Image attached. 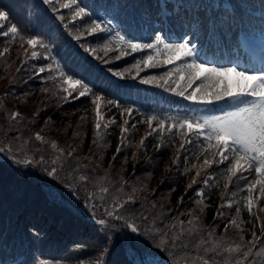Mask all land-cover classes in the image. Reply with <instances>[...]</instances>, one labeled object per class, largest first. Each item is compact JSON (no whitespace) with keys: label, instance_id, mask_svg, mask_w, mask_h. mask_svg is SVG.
Listing matches in <instances>:
<instances>
[{"label":"trees","instance_id":"16d2710c","mask_svg":"<svg viewBox=\"0 0 264 264\" xmlns=\"http://www.w3.org/2000/svg\"><path fill=\"white\" fill-rule=\"evenodd\" d=\"M0 10L10 14L0 21V264H264V175L249 165L233 175L231 153L178 127L255 102L186 99L217 91L215 77L189 85L187 65L264 74V0H0ZM117 33L161 43L131 51ZM184 42L195 55L166 63L175 53L163 45ZM69 74L82 78L75 91Z\"/></svg>","mask_w":264,"mask_h":264},{"label":"snow or ice","instance_id":"6c2138e0","mask_svg":"<svg viewBox=\"0 0 264 264\" xmlns=\"http://www.w3.org/2000/svg\"><path fill=\"white\" fill-rule=\"evenodd\" d=\"M45 2H51V0H45ZM69 6V4L63 5L65 8ZM9 15L10 14L6 10H0V21L8 20ZM84 15H86V13L83 8H80L75 12V17H82ZM107 30L109 29L102 27L99 23H93L91 25L92 32H103ZM9 32L16 35L18 33V26H10L8 31L4 34L8 35ZM117 37L119 41L126 44L131 51H139L144 48H155L161 43L159 37H156V45H141L134 43L120 33H117ZM27 43L31 47H35L38 43L42 47H47L42 40H38L37 38H29ZM163 47L175 53L174 56L168 58L166 63H171L175 59H181L183 57L191 58L195 55L194 50L190 47V42H184L177 45L165 43ZM32 56H36L35 51L32 52ZM152 60V56L147 57V61L151 62ZM187 67L190 70L188 73L190 77L189 85L192 80H198L201 79V77H203L204 80H208L210 77H215L217 91L214 94L207 92L198 96L197 92L200 91L198 88L185 97L186 99L201 103H211L213 100L219 101L225 99V97L235 99L253 97L255 98V102L250 105H245L235 111L228 112L223 117L205 118L203 123H200L199 121L190 122L185 119L179 123L178 127L181 129L186 128L188 132L195 131L197 136L206 133L205 139L215 141L216 147L221 149L219 154L223 159H228V157L224 155L225 152L231 153L235 162L228 171L233 175H235L238 170H247L245 165L254 167L258 175H264V75H249L246 72L238 71L235 68H209L203 64H197L195 61L187 65ZM41 71H43V69H41ZM61 75L62 77L65 76L64 73ZM65 82L75 91V86L82 84V78H76L69 74L67 75ZM221 86H223L222 91L219 90ZM65 91H67V89H65ZM89 91L90 89L85 82L83 89L78 91V95L83 96ZM179 94L183 95V92ZM93 103H95V101H93ZM98 107L99 106L97 105V108ZM17 115L18 114H13L12 118L15 119ZM97 117L96 128L99 129V111H97ZM175 126L176 125H173V127ZM168 130L171 131V128ZM124 131H126V129ZM35 138L38 141H43V138L39 134H37ZM51 147L55 149L57 148V145L53 143ZM60 151L61 154H63V150ZM53 163H55V161H53ZM204 163L208 164L209 161L205 160ZM81 179H84V177H81ZM262 182L264 181L258 180L255 183ZM252 187H254V184L249 185V191H251ZM102 191L107 192L108 190L107 188H103ZM262 191H264V188H262ZM251 203L252 202L249 201V205H251ZM108 215H111V213H108ZM100 223L103 224L104 221H100ZM233 223L235 224L236 222L233 221ZM128 227L133 233L138 231L137 228L132 225H128ZM228 251H233V249H228ZM247 254L248 253H245V255ZM135 264H149V262L136 261Z\"/></svg>","mask_w":264,"mask_h":264},{"label":"rangeland","instance_id":"374dc122","mask_svg":"<svg viewBox=\"0 0 264 264\" xmlns=\"http://www.w3.org/2000/svg\"><path fill=\"white\" fill-rule=\"evenodd\" d=\"M201 116L205 118H212L209 114L201 113ZM147 261L149 264H165L163 261L158 260L157 258H148Z\"/></svg>","mask_w":264,"mask_h":264}]
</instances>
